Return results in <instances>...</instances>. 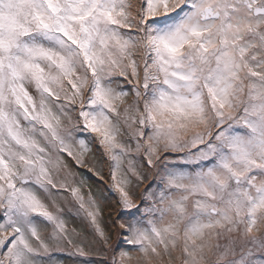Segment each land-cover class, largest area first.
<instances>
[{
  "label": "snow or ice",
  "instance_id": "snow-or-ice-1",
  "mask_svg": "<svg viewBox=\"0 0 264 264\" xmlns=\"http://www.w3.org/2000/svg\"><path fill=\"white\" fill-rule=\"evenodd\" d=\"M0 264H264V0H0Z\"/></svg>",
  "mask_w": 264,
  "mask_h": 264
},
{
  "label": "rangeland",
  "instance_id": "rangeland-1",
  "mask_svg": "<svg viewBox=\"0 0 264 264\" xmlns=\"http://www.w3.org/2000/svg\"><path fill=\"white\" fill-rule=\"evenodd\" d=\"M115 239H116V237H115V235L113 233V241H115ZM94 258H98V257H94Z\"/></svg>",
  "mask_w": 264,
  "mask_h": 264
},
{
  "label": "bare ground",
  "instance_id": "bare-ground-1",
  "mask_svg": "<svg viewBox=\"0 0 264 264\" xmlns=\"http://www.w3.org/2000/svg\"><path fill=\"white\" fill-rule=\"evenodd\" d=\"M98 258H101V257H98Z\"/></svg>",
  "mask_w": 264,
  "mask_h": 264
}]
</instances>
